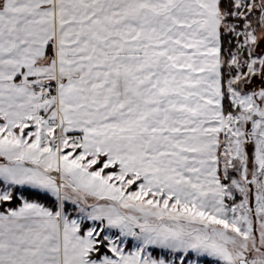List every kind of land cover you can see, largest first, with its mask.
<instances>
[{"label":"snow or ice","instance_id":"6c2138e0","mask_svg":"<svg viewBox=\"0 0 264 264\" xmlns=\"http://www.w3.org/2000/svg\"><path fill=\"white\" fill-rule=\"evenodd\" d=\"M0 264H264V0H0Z\"/></svg>","mask_w":264,"mask_h":264}]
</instances>
